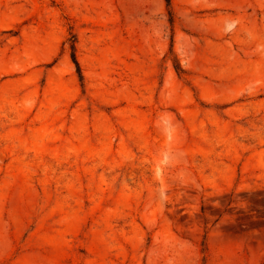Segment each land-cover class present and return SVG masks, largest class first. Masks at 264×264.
<instances>
[{
	"label": "rangeland",
	"instance_id": "1",
	"mask_svg": "<svg viewBox=\"0 0 264 264\" xmlns=\"http://www.w3.org/2000/svg\"><path fill=\"white\" fill-rule=\"evenodd\" d=\"M0 264H264V0H0Z\"/></svg>",
	"mask_w": 264,
	"mask_h": 264
},
{
	"label": "trees",
	"instance_id": "2",
	"mask_svg": "<svg viewBox=\"0 0 264 264\" xmlns=\"http://www.w3.org/2000/svg\"><path fill=\"white\" fill-rule=\"evenodd\" d=\"M164 1H165V3H166V6L169 7V6H170V0H164ZM73 61H74V64H75V66H76V68H77V72H78V74H79V67H78V65H77V63H76V61H75L74 58H73ZM175 69H176V71L181 72V70L179 69L178 66H175ZM79 77H80V74H79Z\"/></svg>",
	"mask_w": 264,
	"mask_h": 264
}]
</instances>
